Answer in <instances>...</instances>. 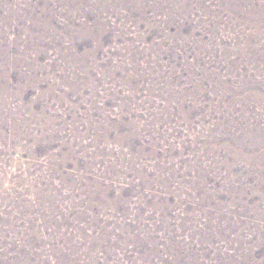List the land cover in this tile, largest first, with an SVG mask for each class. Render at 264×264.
<instances>
[{"label": "rangeland", "instance_id": "374dc122", "mask_svg": "<svg viewBox=\"0 0 264 264\" xmlns=\"http://www.w3.org/2000/svg\"><path fill=\"white\" fill-rule=\"evenodd\" d=\"M262 158L264 0H0V264H264Z\"/></svg>", "mask_w": 264, "mask_h": 264}, {"label": "bare ground", "instance_id": "6f19581e", "mask_svg": "<svg viewBox=\"0 0 264 264\" xmlns=\"http://www.w3.org/2000/svg\"><path fill=\"white\" fill-rule=\"evenodd\" d=\"M263 155V154H262ZM262 160H264L263 158H262Z\"/></svg>", "mask_w": 264, "mask_h": 264}]
</instances>
